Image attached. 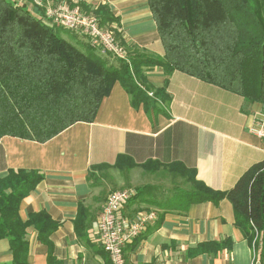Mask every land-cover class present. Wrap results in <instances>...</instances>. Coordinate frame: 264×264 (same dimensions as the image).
<instances>
[{
    "label": "crops",
    "instance_id": "0c3cea01",
    "mask_svg": "<svg viewBox=\"0 0 264 264\" xmlns=\"http://www.w3.org/2000/svg\"><path fill=\"white\" fill-rule=\"evenodd\" d=\"M97 5L109 8L116 21L105 27L116 29L127 46L164 54L147 0L82 2L91 12ZM142 70L154 88L164 86L161 67ZM146 92L155 98L152 91ZM166 94L168 100L158 97L156 106L148 110L143 103L135 108L130 94L116 81L92 121H76L45 141L0 137V177L10 169L36 170L43 175L19 203L21 220L40 211L58 223L49 234L50 245L39 240L33 224L26 227L27 264H111L97 227L110 192L107 187L116 184L104 181L106 171L125 174L134 183L137 177L144 180L147 174H164L163 165L149 171L156 165L181 162L193 168L196 179L206 186L224 191L251 165L264 160V139L251 131L264 125L262 104L247 105L238 94L179 70L169 76ZM97 164L107 166L95 171L98 184L89 179L91 166ZM161 181L142 183L140 186L150 185L154 190L148 196L132 198L123 209L126 217L140 209L156 213L146 230L124 247L125 264H254L251 246L235 224L227 198L198 201L184 212L163 210L147 203L164 196L167 184ZM80 203L89 210L83 237L75 230ZM12 260L9 240L0 238V264Z\"/></svg>",
    "mask_w": 264,
    "mask_h": 264
},
{
    "label": "trees",
    "instance_id": "16d2710c",
    "mask_svg": "<svg viewBox=\"0 0 264 264\" xmlns=\"http://www.w3.org/2000/svg\"><path fill=\"white\" fill-rule=\"evenodd\" d=\"M147 1L164 54L127 46L115 29V38L127 52L125 59H119L50 23L41 10H31L30 2L0 0V137L45 141L76 121H92L116 81L130 94L133 107L143 103L148 110L156 106L158 97L169 99L166 85L175 70L234 92L247 105L264 107V0ZM93 12L101 26L116 21L104 5H97ZM61 31L69 32L68 39ZM150 66L162 68L163 87L148 83L142 69ZM161 165L165 173L160 177L169 183L159 201L147 203L184 212L198 201L227 198L235 224L251 246L253 263L264 264V160L251 165L224 191L206 186L196 179L193 168L181 162L150 170L147 164L142 166L156 171ZM106 167L92 165L89 179L98 184L94 173ZM42 178L38 171L26 169H10L0 177V238L9 240L11 264H27V226L33 224L39 240L50 245L49 234L58 225L45 212L33 213L26 221L19 217L20 201ZM135 190L133 198H142L154 188L146 185ZM88 211L82 203L78 205L75 230L79 237L84 236Z\"/></svg>",
    "mask_w": 264,
    "mask_h": 264
},
{
    "label": "built area",
    "instance_id": "2783aa9c",
    "mask_svg": "<svg viewBox=\"0 0 264 264\" xmlns=\"http://www.w3.org/2000/svg\"><path fill=\"white\" fill-rule=\"evenodd\" d=\"M82 2L83 0H33L30 7L35 13L41 10L50 23L86 38L91 47L125 59L126 49L115 38L114 31L101 26L97 15L85 10ZM251 131L264 139L263 124ZM135 193L133 187L119 188L110 191L104 200L97 227L100 244L108 253L111 264H125L124 247L145 231L148 223L156 218L154 210L140 209L132 217L122 214L125 205Z\"/></svg>",
    "mask_w": 264,
    "mask_h": 264
},
{
    "label": "rangeland",
    "instance_id": "374dc122",
    "mask_svg": "<svg viewBox=\"0 0 264 264\" xmlns=\"http://www.w3.org/2000/svg\"><path fill=\"white\" fill-rule=\"evenodd\" d=\"M28 1L30 2L29 4L32 3L31 0H28ZM68 31L67 32L61 31L60 34L63 37L68 39V33L70 32V31L69 32ZM74 34H76V33H74ZM131 174H132V172H131ZM144 177H145L144 180H143V177L141 176V177H137V181L136 182L130 183L127 175L122 174V173H119V174L118 173H114L113 174V173H111L109 171H106L103 179L106 182L116 183V184H114V186H111L110 188L107 187V189H110V191L111 190H115V189H119V188L129 187V186L130 187H136V185H137V187H138L144 182L154 181L155 179H162L161 183H163L164 185L169 183L168 179H163L162 177L155 176V175L147 174ZM97 180H99V179H97ZM107 189H104L105 193L108 192Z\"/></svg>",
    "mask_w": 264,
    "mask_h": 264
}]
</instances>
